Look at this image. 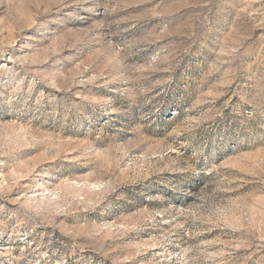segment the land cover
I'll use <instances>...</instances> for the list:
<instances>
[{"label":"rangeland","instance_id":"rangeland-1","mask_svg":"<svg viewBox=\"0 0 264 264\" xmlns=\"http://www.w3.org/2000/svg\"><path fill=\"white\" fill-rule=\"evenodd\" d=\"M0 264H264V0H0Z\"/></svg>","mask_w":264,"mask_h":264}]
</instances>
